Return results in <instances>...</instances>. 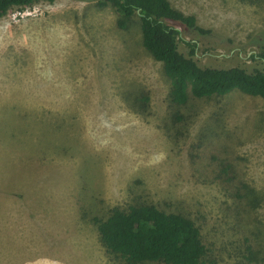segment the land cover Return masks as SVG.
Listing matches in <instances>:
<instances>
[{"label":"rangeland","instance_id":"obj_1","mask_svg":"<svg viewBox=\"0 0 264 264\" xmlns=\"http://www.w3.org/2000/svg\"><path fill=\"white\" fill-rule=\"evenodd\" d=\"M169 1L210 30H181L197 41L198 65L264 68L250 57L264 43V0ZM116 17L97 0L0 17V264H116L92 217L140 200L190 217L206 264H260L244 258L243 235L257 231L264 246V99L234 89L176 107L138 18L120 29ZM139 90L149 94L142 113ZM225 157L256 198L244 223L212 180Z\"/></svg>","mask_w":264,"mask_h":264},{"label":"trees","instance_id":"obj_2","mask_svg":"<svg viewBox=\"0 0 264 264\" xmlns=\"http://www.w3.org/2000/svg\"><path fill=\"white\" fill-rule=\"evenodd\" d=\"M40 1L54 0H0V17L12 7L24 8ZM97 4L110 5L115 10V24L120 29L138 18L141 44L154 60L161 62L170 85L169 99L176 107H185L191 99L223 96L234 89L264 99V68L197 64L193 58L197 41L183 40L181 30L192 35H208L210 30L198 25L193 14L182 12L169 0H97ZM179 40L189 46L188 53L179 50ZM255 56L264 61V43L250 54ZM148 103L149 94L145 91L139 90L132 97V108L139 113L145 112ZM184 116L177 113L174 119L182 121ZM212 172V180L236 200L234 216L244 223L241 217L249 216L256 206V198L250 196L252 187L238 176L230 158L221 159ZM92 221L106 254L116 264H206L207 248L199 227L179 212L140 200L125 209L114 207L105 216L94 215ZM257 234L249 231L243 235V256L247 260L260 256L258 262L264 264V246L257 242Z\"/></svg>","mask_w":264,"mask_h":264}]
</instances>
